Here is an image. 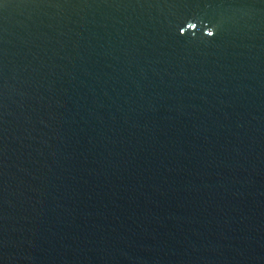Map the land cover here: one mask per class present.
Instances as JSON below:
<instances>
[{"label":"water","instance_id":"obj_1","mask_svg":"<svg viewBox=\"0 0 264 264\" xmlns=\"http://www.w3.org/2000/svg\"><path fill=\"white\" fill-rule=\"evenodd\" d=\"M0 264H264V0H0Z\"/></svg>","mask_w":264,"mask_h":264}]
</instances>
